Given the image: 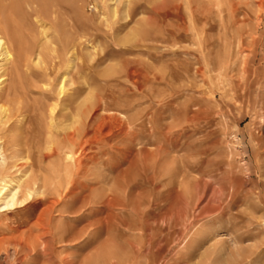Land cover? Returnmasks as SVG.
I'll list each match as a JSON object with an SVG mask.
<instances>
[{
	"label": "rangeland",
	"instance_id": "374dc122",
	"mask_svg": "<svg viewBox=\"0 0 264 264\" xmlns=\"http://www.w3.org/2000/svg\"><path fill=\"white\" fill-rule=\"evenodd\" d=\"M45 1L0 2L9 67L36 107L5 134L27 152L7 171L18 193L0 208V264H264V0H62L31 64L25 5ZM55 77L75 91L63 110ZM80 102L81 153L37 162L58 138L44 110L72 119Z\"/></svg>",
	"mask_w": 264,
	"mask_h": 264
},
{
	"label": "bare ground",
	"instance_id": "6f19581e",
	"mask_svg": "<svg viewBox=\"0 0 264 264\" xmlns=\"http://www.w3.org/2000/svg\"><path fill=\"white\" fill-rule=\"evenodd\" d=\"M0 2H2V0H0ZM41 2H42V0H41ZM37 5H38V3H37ZM42 5L43 4H41L38 7L25 5V10H26L25 13L29 14L30 19L33 21V23L36 24V28H37L36 33H37V36L39 38V40H38L39 43L35 46V49L30 50V52L35 51V53H33L31 55V57H29V59H28V62H30L31 64H33V62L36 59V56H38L40 54L41 50L45 46H47L49 43L53 42L52 39L50 40L51 35L48 36L49 34L47 35L45 32V30L48 28V27L46 28L45 25L47 24L51 28L50 29L51 34L56 35L57 33H59V26H61L64 23L63 14L60 13L59 11H57V10H62L64 7L62 0H48L44 9L42 8L43 7ZM0 9H1V7H0ZM108 11H109V14L112 13L111 8ZM42 12H43V14H41ZM65 21H66V19H65ZM0 28H1V23H0ZM27 32H25V33H27ZM18 37H19V35H18ZM72 46L73 45L69 42L68 43H62L60 48H63L62 49L63 52H61L60 55L64 56L66 54H69V52L72 51ZM9 49H10L9 43L0 38V104L2 102H4L6 104L5 108H2V106L0 105V133H3L2 135H0V144L2 145V147H4V145H5V146L9 147V149H10V152L8 151L9 155L4 157L5 161L3 162V164L0 165V208L7 207V206H10L13 204H17V201H15V199L17 196L16 193H18V192L16 190H14V188H16L14 186H16V185H13L16 181V178L15 179H9V177L7 175V171L10 170L11 168H14V167L15 168L21 167V163H24L23 160H24L25 154L27 152V142L23 139V137L25 135H23V137L21 136L19 138L18 137L16 138L13 135L9 136V135H5V134L10 132V130L12 129L13 126H11V125H12L13 119H16L15 124L17 125V123L19 122L18 118H19V115L21 114V111L28 109L30 112H34V110L36 108L33 105H30L31 107L29 106L28 108H26L24 106L25 104L22 103V102L32 103V102H35V100L28 99L25 96V93L32 92L30 90L31 88L29 86L24 87L22 89H19V87L16 85L15 68L13 66L9 67L10 59H11L10 54H9ZM41 54H43V53L41 52ZM55 57H57V55L53 56L52 59ZM20 66H23V65L20 64ZM37 72L39 73L41 71H37ZM130 72L131 71H127L126 74H130ZM50 74L53 75L50 71H46L45 76H48ZM55 78L56 79H55L53 90H52L53 100L55 101V104L56 103L59 104L58 109L63 110L62 106H64V105L67 106L69 103H71V101L74 100L72 97V94L75 91L73 90L72 94H69V93L67 94L66 89L62 85L61 78L60 77H58V78L55 77ZM28 103H26V104H28ZM53 106L47 107L44 110L43 118L45 120L44 122L46 123V127L53 128L54 132L58 133L57 134L58 138L56 140L55 146H52V147L47 146L45 149L46 153H42V154L40 153L39 154V159L37 162H41L43 160V158L48 157V155H52L54 153L55 149H57L58 152H62L63 149H66L67 153L72 152L75 154H80L82 149H83V146L85 145L86 138L88 136L86 133V130H85L87 128L86 127V123H87L86 119L88 116L84 115L82 119L80 118L82 116L81 102L78 106H76V108H75L76 111L73 115L74 118H72V119L64 118V115H61V114H60L58 119H54L53 114H52L53 113L52 112ZM89 114H92V111ZM88 118L90 119V117H88ZM28 121L29 120H27L25 122V125H28V123L31 124V129H28V131H29L28 137L30 138V140H33L34 139L33 137L35 134L34 131L36 130V128H35L36 119H35L34 115L31 117V123ZM73 122H74V125L72 126L71 123H73ZM96 126H97V124H96ZM33 129H34V131H33ZM91 134H92V132H91ZM16 135H18V134H16ZM17 140H19V141L17 142ZM29 147H31V146H29ZM78 162H77V158H74L73 164L77 165ZM24 165L26 167L33 166L29 161L25 162ZM27 184L24 183L21 186L22 189L31 191V188H33L32 186H34L33 181L29 180ZM213 208H215V207H213ZM209 209H211V208H209ZM211 211H213V209H211L210 212ZM205 212L208 213V210H206ZM201 215H203V214H201ZM188 217H189V215H188Z\"/></svg>",
	"mask_w": 264,
	"mask_h": 264
}]
</instances>
